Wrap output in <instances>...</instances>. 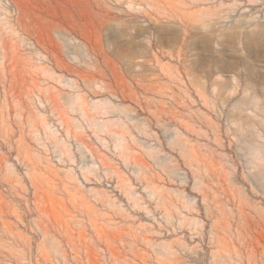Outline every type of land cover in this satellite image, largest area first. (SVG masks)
Here are the masks:
<instances>
[{
	"label": "rangeland",
	"instance_id": "374dc122",
	"mask_svg": "<svg viewBox=\"0 0 264 264\" xmlns=\"http://www.w3.org/2000/svg\"><path fill=\"white\" fill-rule=\"evenodd\" d=\"M0 264H264V0H0Z\"/></svg>",
	"mask_w": 264,
	"mask_h": 264
}]
</instances>
